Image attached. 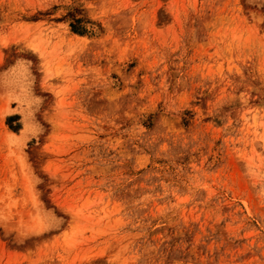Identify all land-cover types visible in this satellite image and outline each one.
Masks as SVG:
<instances>
[{
  "label": "rangeland",
  "instance_id": "374dc122",
  "mask_svg": "<svg viewBox=\"0 0 264 264\" xmlns=\"http://www.w3.org/2000/svg\"><path fill=\"white\" fill-rule=\"evenodd\" d=\"M0 264H264V0H0Z\"/></svg>",
  "mask_w": 264,
  "mask_h": 264
}]
</instances>
